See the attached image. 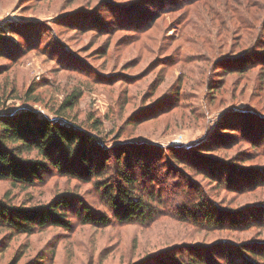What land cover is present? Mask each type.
<instances>
[{
    "label": "rangeland",
    "instance_id": "rangeland-1",
    "mask_svg": "<svg viewBox=\"0 0 264 264\" xmlns=\"http://www.w3.org/2000/svg\"><path fill=\"white\" fill-rule=\"evenodd\" d=\"M73 94L70 120L104 143L111 171L143 143L158 180L169 161L223 226L174 216L185 204L171 181L165 214L144 226L0 225V264H242L264 245V220L244 221L264 218V0H0L1 114L57 119ZM46 179L0 181V206L28 211L65 194L111 215L97 180Z\"/></svg>",
    "mask_w": 264,
    "mask_h": 264
},
{
    "label": "trees",
    "instance_id": "trees-1",
    "mask_svg": "<svg viewBox=\"0 0 264 264\" xmlns=\"http://www.w3.org/2000/svg\"><path fill=\"white\" fill-rule=\"evenodd\" d=\"M253 8L256 7L250 6L251 10ZM247 28H251L249 22ZM14 92L13 88L11 93ZM79 97V94H73L62 103L55 111L57 119L40 116L32 110L1 114L8 109H3L0 102V181H10L14 186L28 189L44 184L46 178L53 175L86 183L97 180V185H102L111 215L93 211L79 199L64 194L62 199L49 206L28 211L0 206V225L25 234L46 227L69 229L72 218L82 225L99 228L112 224L144 226L165 214L162 205L168 203L164 200L172 191L169 182L176 184L180 180L175 195L185 207L175 205L180 211L176 209L174 216L196 224L205 222L206 226H223L224 215L218 219L211 216L212 210L207 206L203 191L184 181L169 161L167 165L165 163L161 181L158 180L154 164L137 150L144 146L143 143L134 144L136 159L128 156L122 164L121 158L116 157V164L120 165L111 171L110 152L104 143L97 135L70 120L68 114ZM92 121L91 132L100 131V121L91 118ZM106 180L111 183H104ZM187 203L194 204V209H190ZM249 218L242 219L253 224L258 219L260 222L264 220L254 213H250ZM242 258V264H255L250 259L264 261V245L247 247Z\"/></svg>",
    "mask_w": 264,
    "mask_h": 264
}]
</instances>
